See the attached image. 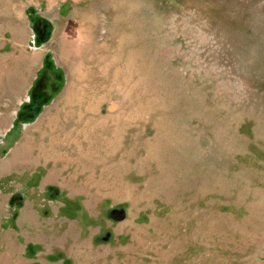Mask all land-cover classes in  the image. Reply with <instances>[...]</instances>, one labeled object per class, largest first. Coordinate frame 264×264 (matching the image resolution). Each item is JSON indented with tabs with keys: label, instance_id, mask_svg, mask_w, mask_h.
Listing matches in <instances>:
<instances>
[{
	"label": "rangeland",
	"instance_id": "rangeland-1",
	"mask_svg": "<svg viewBox=\"0 0 264 264\" xmlns=\"http://www.w3.org/2000/svg\"><path fill=\"white\" fill-rule=\"evenodd\" d=\"M19 1L0 264H264V0Z\"/></svg>",
	"mask_w": 264,
	"mask_h": 264
},
{
	"label": "crops",
	"instance_id": "crops-1",
	"mask_svg": "<svg viewBox=\"0 0 264 264\" xmlns=\"http://www.w3.org/2000/svg\"><path fill=\"white\" fill-rule=\"evenodd\" d=\"M6 2H7V9L5 11V17H7L9 23L12 25V27H10V28H13V29H10L7 31V34H9L12 38V47L11 48L13 50H15V47H23L26 50V46H27V44L29 45L31 43L32 37L30 36L29 32L25 29L24 25L18 24V22H20V18H22V15L19 13V11L23 12V15H24L25 9H20L21 2L19 0H6ZM20 34H22L21 36L24 37L23 41L25 40V43H22L20 46H18V42L20 41L18 39V35H20ZM15 52L19 53L16 50H15ZM27 54H29V53L27 52ZM29 55H31L34 58L33 60H35V61H37L39 59L36 53L35 54H29ZM37 64H38V62L37 63L34 62L32 64L33 68H31V70L33 72L34 71L36 72L39 70L40 65L38 66Z\"/></svg>",
	"mask_w": 264,
	"mask_h": 264
},
{
	"label": "trees",
	"instance_id": "trees-1",
	"mask_svg": "<svg viewBox=\"0 0 264 264\" xmlns=\"http://www.w3.org/2000/svg\"><path fill=\"white\" fill-rule=\"evenodd\" d=\"M38 23L40 24H43L46 26V31L48 32V29H49V25H48V22H46L45 20H43L42 18H39L38 21H36L34 27H35V30H36V34L38 36V39L41 40L42 39H47V36L43 35L42 33H40L38 31ZM40 97V96H39ZM39 97H31L32 98V104L30 106H25L23 111L19 113L18 115V119H20V121H27V120H33L35 119L39 113L41 112V107H42V103L41 101H39ZM25 110H30V112L28 114L25 115Z\"/></svg>",
	"mask_w": 264,
	"mask_h": 264
},
{
	"label": "water",
	"instance_id": "water-1",
	"mask_svg": "<svg viewBox=\"0 0 264 264\" xmlns=\"http://www.w3.org/2000/svg\"><path fill=\"white\" fill-rule=\"evenodd\" d=\"M126 214L123 210H114L111 212V217L115 221H122L124 220Z\"/></svg>",
	"mask_w": 264,
	"mask_h": 264
},
{
	"label": "flooded vegetation",
	"instance_id": "flooded-vegetation-1",
	"mask_svg": "<svg viewBox=\"0 0 264 264\" xmlns=\"http://www.w3.org/2000/svg\"><path fill=\"white\" fill-rule=\"evenodd\" d=\"M37 28H38V31H39V32H41V31H42V34H44V33H45V31H46V26H45V25H43V24H40V23H38V26H37Z\"/></svg>",
	"mask_w": 264,
	"mask_h": 264
}]
</instances>
